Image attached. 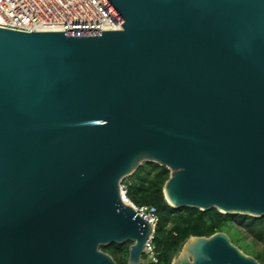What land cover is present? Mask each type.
Returning a JSON list of instances; mask_svg holds the SVG:
<instances>
[{
    "label": "water",
    "instance_id": "95a60500",
    "mask_svg": "<svg viewBox=\"0 0 264 264\" xmlns=\"http://www.w3.org/2000/svg\"><path fill=\"white\" fill-rule=\"evenodd\" d=\"M101 1L121 30L0 28V264H143L144 164L175 209L264 218V0ZM172 264L260 263L217 233Z\"/></svg>",
    "mask_w": 264,
    "mask_h": 264
},
{
    "label": "trees",
    "instance_id": "16d2710c",
    "mask_svg": "<svg viewBox=\"0 0 264 264\" xmlns=\"http://www.w3.org/2000/svg\"><path fill=\"white\" fill-rule=\"evenodd\" d=\"M169 177L167 168L150 163L142 165L122 182L127 186V196L134 205L157 209L159 222L154 245L158 262L145 264H172L188 239L209 238L217 233L226 234L244 254L264 264V218L226 215L216 209L205 212L193 208L175 209L168 204L163 193ZM131 244H112L100 250L109 254L117 264H128Z\"/></svg>",
    "mask_w": 264,
    "mask_h": 264
},
{
    "label": "built area",
    "instance_id": "2783aa9c",
    "mask_svg": "<svg viewBox=\"0 0 264 264\" xmlns=\"http://www.w3.org/2000/svg\"><path fill=\"white\" fill-rule=\"evenodd\" d=\"M105 20H113L114 27L103 28ZM120 27L121 24L101 0H0L2 29L30 33H62L118 31L121 30ZM127 192V186L121 184L120 193L123 203L130 206L152 226V233L145 244L144 255L149 262L157 263L154 245L159 222L157 209L152 206L134 205L128 198Z\"/></svg>",
    "mask_w": 264,
    "mask_h": 264
},
{
    "label": "bare ground",
    "instance_id": "6f19581e",
    "mask_svg": "<svg viewBox=\"0 0 264 264\" xmlns=\"http://www.w3.org/2000/svg\"><path fill=\"white\" fill-rule=\"evenodd\" d=\"M113 20H105L103 28L110 29L114 27ZM35 29V27H33ZM121 28V27H120ZM32 29V28H31Z\"/></svg>",
    "mask_w": 264,
    "mask_h": 264
},
{
    "label": "rangeland",
    "instance_id": "374dc122",
    "mask_svg": "<svg viewBox=\"0 0 264 264\" xmlns=\"http://www.w3.org/2000/svg\"><path fill=\"white\" fill-rule=\"evenodd\" d=\"M144 257H145L146 259L143 258V264L149 262L148 259H147V256L144 255Z\"/></svg>",
    "mask_w": 264,
    "mask_h": 264
}]
</instances>
